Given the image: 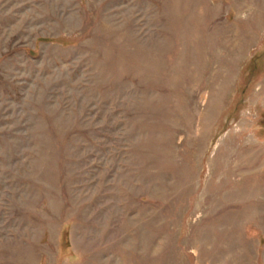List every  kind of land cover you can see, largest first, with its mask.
I'll use <instances>...</instances> for the list:
<instances>
[{
  "label": "rangeland",
  "instance_id": "1",
  "mask_svg": "<svg viewBox=\"0 0 264 264\" xmlns=\"http://www.w3.org/2000/svg\"><path fill=\"white\" fill-rule=\"evenodd\" d=\"M0 264H264V0H0Z\"/></svg>",
  "mask_w": 264,
  "mask_h": 264
}]
</instances>
